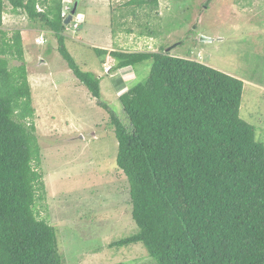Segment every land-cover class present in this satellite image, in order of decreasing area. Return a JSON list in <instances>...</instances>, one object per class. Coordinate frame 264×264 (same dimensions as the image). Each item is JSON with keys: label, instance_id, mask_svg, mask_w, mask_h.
<instances>
[{"label": "trees", "instance_id": "16d2710c", "mask_svg": "<svg viewBox=\"0 0 264 264\" xmlns=\"http://www.w3.org/2000/svg\"><path fill=\"white\" fill-rule=\"evenodd\" d=\"M9 1L54 32L70 69L110 113L138 226L110 246L142 243L155 264H264V143L240 115L243 80L165 47L117 55L119 69L151 63L143 93L126 102L121 119L102 98L101 78L81 69L67 47L72 8L66 13L64 0ZM124 5L159 15V0ZM4 13L0 0V26ZM6 36L2 31L0 264H65L55 229L33 209L45 185L35 108L21 31ZM10 57L20 63L10 67Z\"/></svg>", "mask_w": 264, "mask_h": 264}, {"label": "rangeland", "instance_id": "374dc122", "mask_svg": "<svg viewBox=\"0 0 264 264\" xmlns=\"http://www.w3.org/2000/svg\"><path fill=\"white\" fill-rule=\"evenodd\" d=\"M75 1L64 0L66 13ZM126 1L79 0L65 31L69 51L101 78L102 98L119 117L126 120V102L143 93L151 63L134 65L137 76L123 80L122 93L116 56L165 47L243 80L240 115L264 143V0H159V15ZM33 23L5 0L0 35L21 31L35 108L45 183L36 215L55 229L65 264H155L142 243L110 246L138 230L110 113L70 69L54 32ZM9 60L10 67L20 63Z\"/></svg>", "mask_w": 264, "mask_h": 264}, {"label": "crops", "instance_id": "0c3cea01", "mask_svg": "<svg viewBox=\"0 0 264 264\" xmlns=\"http://www.w3.org/2000/svg\"><path fill=\"white\" fill-rule=\"evenodd\" d=\"M117 60V59H116ZM117 63V62H116ZM121 73L120 75H118V85H121L119 90L120 92H126L127 91V88L125 87H122L124 84H123V80L125 79H132L133 77L137 76V71L136 69L134 68V66H125L124 68H120V72ZM125 82V81H124ZM116 83V82H115Z\"/></svg>", "mask_w": 264, "mask_h": 264}, {"label": "water", "instance_id": "95a60500", "mask_svg": "<svg viewBox=\"0 0 264 264\" xmlns=\"http://www.w3.org/2000/svg\"><path fill=\"white\" fill-rule=\"evenodd\" d=\"M78 4H79V0H76L73 7H72V13L69 14L67 17H66V20H65V23L66 24H69L73 18H74V14L77 12V7H78ZM166 51H169V49H167Z\"/></svg>", "mask_w": 264, "mask_h": 264}, {"label": "clouds", "instance_id": "9594fccd", "mask_svg": "<svg viewBox=\"0 0 264 264\" xmlns=\"http://www.w3.org/2000/svg\"><path fill=\"white\" fill-rule=\"evenodd\" d=\"M82 137V136H81ZM118 154V153H117Z\"/></svg>", "mask_w": 264, "mask_h": 264}, {"label": "built area", "instance_id": "2783aa9c", "mask_svg": "<svg viewBox=\"0 0 264 264\" xmlns=\"http://www.w3.org/2000/svg\"><path fill=\"white\" fill-rule=\"evenodd\" d=\"M77 26V25H76Z\"/></svg>", "mask_w": 264, "mask_h": 264}]
</instances>
